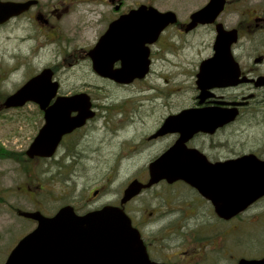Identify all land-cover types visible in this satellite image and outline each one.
Wrapping results in <instances>:
<instances>
[{
	"label": "rangeland",
	"instance_id": "obj_1",
	"mask_svg": "<svg viewBox=\"0 0 264 264\" xmlns=\"http://www.w3.org/2000/svg\"><path fill=\"white\" fill-rule=\"evenodd\" d=\"M37 1L32 13L52 14L55 10L61 15L60 18L53 16L52 22L57 25L53 37L43 34L39 24L29 18L31 13L0 26V264H4L15 242L36 226L20 216L12 205L22 212H30L39 205L52 214L63 205H72L84 212L107 202L117 204L134 177L146 178V169L142 168L146 154L137 153L142 148L141 135L163 113L191 102L193 55L210 48L213 41L205 36L207 29L182 36L173 28L155 48L157 58L152 75L143 82L119 87L96 76L92 64L80 59L81 54L94 47L111 20L147 4L163 12L174 11L179 23L184 25L193 12L210 0ZM228 1L230 4L223 16L229 25L237 21L239 13L243 12L244 16L247 10L259 6V0ZM45 68L56 71L65 90L75 86L77 91L91 92L98 113L77 134L75 152L67 156L61 151L59 162L31 160L36 156L27 154L37 128L43 123L38 112L32 113L33 105L10 110L1 105L6 96ZM262 125L264 121L251 125L241 122L220 138L229 139V151H239L245 146L259 149L264 141ZM101 186L105 188L102 193L95 191ZM177 188L181 198L177 205L186 208L191 192L184 186ZM165 192L163 186L143 189L127 209L135 217L144 215V211L158 206L167 195ZM254 209L245 214L244 220L249 223L258 214L259 224L255 221L246 225L251 230L246 233L243 247L247 256L262 258L264 199Z\"/></svg>",
	"mask_w": 264,
	"mask_h": 264
},
{
	"label": "flooded vegetation",
	"instance_id": "obj_2",
	"mask_svg": "<svg viewBox=\"0 0 264 264\" xmlns=\"http://www.w3.org/2000/svg\"><path fill=\"white\" fill-rule=\"evenodd\" d=\"M229 4L230 1L226 0L224 9L214 23L198 24L193 29L187 31V25L191 20L190 15L183 22L184 25L180 24L179 20L174 24L168 25L159 39L149 46V69L144 77H136L131 82L126 83L118 82L95 73L99 78L119 87H127L128 85L147 80L154 72L157 58L155 56V52L157 51L155 48L160 46L165 33L173 28H176L177 32L182 36H188L201 29H207L208 35L205 36H209L213 40L210 48L199 50L197 54L193 55V67L190 72V81L193 86L191 102L174 111L163 113L154 126H151L148 132L141 135L140 144L142 148L137 153L146 154L142 168L146 169L147 176L145 179L134 177L132 181L137 180L147 184L150 179L149 170L152 164L158 160L162 161L160 165L163 167H174V163H179L181 160H192L195 167L203 168L215 167L218 163L237 160L243 157H247L248 161H244L239 166H254L255 159L264 161V141L261 143L259 149H249L245 146L244 149L239 151H229L227 149L229 139L220 138L226 136L230 128H234V126L241 122L245 125H251L256 121H264V0H259L257 3L259 6L247 10L244 16H242L243 12L239 13V17L233 25H229L223 16ZM32 9L33 7L13 19L31 13L29 18L39 24L43 34L50 38L51 35L53 37L57 27L56 24H53V16L55 15L57 18H60L61 15L55 13V10L52 12L53 15L40 11L32 13ZM13 19L0 26L9 24ZM218 23H222L225 30H234L237 33V41L233 43L229 52L214 48L217 36L216 25ZM87 52L81 54L80 59L88 60L92 64ZM227 53H230V56ZM176 57H178L177 52ZM204 63H207L210 70L209 73L206 70H201ZM120 66L121 61H116L113 68L116 69ZM54 71L53 80L58 82V90L56 95L49 100L47 107L52 106L59 96H71L76 93L86 92L91 97L92 108L95 110V114L90 119H87L84 125L65 134L52 157L42 158L36 156L31 160L48 159L51 162L56 159L59 162L60 156H62L60 155L61 151L69 156L70 152H75L76 150L75 146L78 142L76 139L78 138L77 134L98 116L96 105L93 102V94L82 89L77 91L75 90L77 89L75 86L69 87V90H65L62 82L56 77V71ZM213 73L215 74L213 75ZM6 97L1 103L2 106ZM163 104L166 105L167 103ZM27 105L34 106L35 111L32 113H39L40 121L43 120L42 127L45 122V110L36 101H29L21 107H5L3 109H22ZM190 109L196 111V117L203 119L212 120L224 117L222 113L202 112L203 110L235 112V117L232 121L224 125H218L215 129L199 130L192 133H189L180 122L172 121L166 123L170 117ZM76 114V112H73L72 116ZM41 127L37 128L38 132H36L32 142ZM262 127L264 128V125ZM155 186H163L167 195L163 196L162 201L158 203L155 209L148 212L144 211V215H136L135 217L131 215V210L127 209V206L137 199L140 194L124 204L122 203V198L119 199L117 204L115 203V205H122L131 217L134 227L140 232L151 261L159 264H240L243 259L259 258L247 256L243 247L246 233L251 230L247 229L246 225H250L252 224L251 222L255 221L258 223L259 216L258 214H254V218L249 223L244 220V216L247 212L255 210L254 208L258 207L264 196L256 199L243 209L230 213L231 208L228 206L234 203H230L228 199L225 200L224 204L226 207L220 211L211 198L182 179L172 182L162 179L146 189ZM178 186H184L191 192V201L188 202L186 208L177 205V200H181L178 194ZM104 189L101 186L95 191L102 193ZM188 200L186 199V201ZM2 203H5V201L2 200ZM106 204L111 203L107 202L100 207ZM12 208L20 214V208H16L13 205ZM97 208L99 207L94 209ZM32 211H40L46 215L56 213L45 212L41 205ZM25 219L37 226L36 220L26 217ZM20 240L15 242L9 254Z\"/></svg>",
	"mask_w": 264,
	"mask_h": 264
},
{
	"label": "water",
	"instance_id": "obj_3",
	"mask_svg": "<svg viewBox=\"0 0 264 264\" xmlns=\"http://www.w3.org/2000/svg\"><path fill=\"white\" fill-rule=\"evenodd\" d=\"M37 2L0 0V24L28 11ZM225 4L226 0H210L191 14L186 30L198 24L214 23ZM177 20L174 11L163 12L147 4L121 14L88 51L93 70L118 82L127 83L136 77H144L149 69V45L155 43L164 29ZM216 26L214 48L229 52L237 41V33L225 30L222 23ZM227 55L230 56V53ZM116 61H121V66L114 69ZM201 70L210 72L207 63L202 65ZM57 90L58 82L53 81V70L45 68L9 95L4 103L9 108L36 101L45 110V124L27 150L29 157L52 156L65 134L81 127L95 114L87 93L59 96L52 106L47 107ZM73 112L77 114L72 116ZM202 112L222 113L224 117L203 119L196 117V111L190 109L170 117L166 123L180 122L192 133L215 129L235 117V112ZM244 161H248L247 157L203 168L195 167L192 160H181L174 163V167H163L160 165L162 161L158 160L150 168L148 183L132 181L124 191L122 203L162 179L171 182L182 179L211 198L220 211L226 207L224 202L227 199L234 203L228 206L230 213L239 211L264 196V161L255 159L254 166H239ZM21 214L37 220L38 226L18 243L5 264H159L150 260L139 230L132 225L130 216L122 207L106 205L78 214L67 205L50 217L40 211ZM240 264H264V258L243 259Z\"/></svg>",
	"mask_w": 264,
	"mask_h": 264
}]
</instances>
